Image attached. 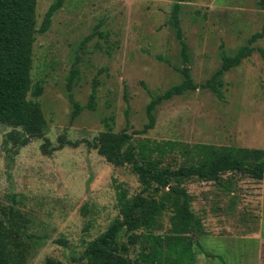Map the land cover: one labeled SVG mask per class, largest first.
Masks as SVG:
<instances>
[{
    "label": "rangeland",
    "instance_id": "374dc122",
    "mask_svg": "<svg viewBox=\"0 0 264 264\" xmlns=\"http://www.w3.org/2000/svg\"><path fill=\"white\" fill-rule=\"evenodd\" d=\"M55 1L37 0L36 29ZM263 24L264 0H62L32 45L31 80L42 93L28 98L40 104L44 134L20 144L22 134L17 140L8 135L19 128L0 123V227L21 239L25 264L48 258L82 264L86 243L118 214L115 183L130 195L142 192L129 164L113 165L98 153L100 131L127 125L132 143L148 139L166 147L162 165L171 169L196 163L199 146L211 153L230 147L264 152V36L249 42ZM244 46L248 54L222 69V56ZM184 69L195 88L162 98L153 128L138 132L147 122L146 105L183 82ZM71 70L81 107L76 116L67 89ZM182 186L199 223L181 236L189 256L175 261L165 245L143 236L124 253L132 264L152 251H160V264H264V178L228 171L188 178ZM170 214L152 235H171ZM124 242L122 231L116 243Z\"/></svg>",
    "mask_w": 264,
    "mask_h": 264
},
{
    "label": "trees",
    "instance_id": "16d2710c",
    "mask_svg": "<svg viewBox=\"0 0 264 264\" xmlns=\"http://www.w3.org/2000/svg\"><path fill=\"white\" fill-rule=\"evenodd\" d=\"M37 0H0V123L19 128L21 133L10 131L8 135L24 144L28 137H40L46 129V120L38 101L28 98V94L39 96L42 87L32 84V45L34 34L48 29L51 17L60 7L62 0H56L47 9L36 29ZM176 35L180 39L182 51L186 45L178 19V4L172 11ZM264 36V24L260 31L252 34L249 42ZM246 47L230 56H222V69L236 66L248 54ZM264 58V49L259 48ZM183 82L167 89L163 95L152 98L146 105L147 122L138 132H146L155 123L154 110L162 98L179 95L187 89L195 88L186 69L183 70ZM75 71L68 75L67 89L69 100L73 104L72 115L81 110L73 97L72 84ZM214 88H216L213 85ZM95 88L90 94L87 107L94 108ZM127 125L118 132L110 128L100 131L94 139V147L109 163L117 166L129 164L132 172L142 185V192L130 195L122 183H115L117 216L104 231L89 240L82 252V264H132L124 253L130 244L142 243V237L151 236L153 242L167 247L166 254L175 261L189 256L187 241L181 236L196 230L198 220L190 209V196L182 186L185 179L196 177L208 179L228 171L244 172L255 178H264L263 150L257 148L230 147L225 152L211 153L208 147L199 146L196 163L181 165L175 169L162 165L166 147L150 143L148 139L131 142ZM46 143L42 149L46 150ZM169 150L173 143L167 142ZM197 152V153H198ZM150 191L147 194L144 192ZM170 212L169 231L171 235L162 237L152 235L154 230L162 228V216ZM146 234H141L140 231ZM124 231L126 242L116 243L120 232ZM189 243V242H188ZM18 237L11 238L0 227V264H25L26 248ZM160 251L151 255H142V262L136 264H160ZM44 264H63L48 258Z\"/></svg>",
    "mask_w": 264,
    "mask_h": 264
}]
</instances>
